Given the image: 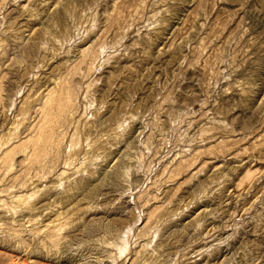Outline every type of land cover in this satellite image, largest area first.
<instances>
[{"label": "rangeland", "instance_id": "1", "mask_svg": "<svg viewBox=\"0 0 264 264\" xmlns=\"http://www.w3.org/2000/svg\"><path fill=\"white\" fill-rule=\"evenodd\" d=\"M18 197L70 220L53 248L1 224L0 264H264V0H0V215Z\"/></svg>", "mask_w": 264, "mask_h": 264}, {"label": "bare ground", "instance_id": "2", "mask_svg": "<svg viewBox=\"0 0 264 264\" xmlns=\"http://www.w3.org/2000/svg\"><path fill=\"white\" fill-rule=\"evenodd\" d=\"M67 95L68 94L64 89H60V92L56 97H52L48 100V113L44 117V120L42 121L38 130L39 133L36 140V145L38 148H43L45 141H47L52 136L55 130L56 121H58L59 117L62 116L67 110L69 105L67 101ZM70 163L72 165L73 161ZM116 173L117 171L114 174ZM82 188H84L83 181H81L78 190ZM68 194H71V190H65L60 194L57 193V195H62V199L65 200L69 199ZM66 195L68 198H66ZM83 198H85V196H83ZM14 202L18 204V206L9 207L8 209H5L3 213H1L0 225L5 223L6 225L26 228L25 225L35 223V226H33L29 233L32 238L38 240L37 247H55L61 237V233L65 224H67V221L70 220V217H68L69 214L67 215L68 211L64 209L66 211L62 213L55 212V214H53L54 211H52V207L56 203L55 200L49 202V204L45 206H31L30 209L27 207L28 203H26L22 197L14 198ZM49 211L51 213L47 214ZM16 232L17 231H15L13 234L14 237L16 236ZM34 253L35 256L41 255V253Z\"/></svg>", "mask_w": 264, "mask_h": 264}]
</instances>
